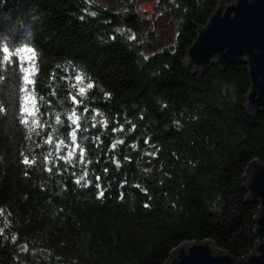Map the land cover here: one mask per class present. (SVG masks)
Instances as JSON below:
<instances>
[{
  "label": "trees",
  "instance_id": "16d2710c",
  "mask_svg": "<svg viewBox=\"0 0 264 264\" xmlns=\"http://www.w3.org/2000/svg\"><path fill=\"white\" fill-rule=\"evenodd\" d=\"M218 1L0 0V264L255 249L259 205L241 185L264 164V113L245 112L247 66H183Z\"/></svg>",
  "mask_w": 264,
  "mask_h": 264
},
{
  "label": "water",
  "instance_id": "95a60500",
  "mask_svg": "<svg viewBox=\"0 0 264 264\" xmlns=\"http://www.w3.org/2000/svg\"><path fill=\"white\" fill-rule=\"evenodd\" d=\"M196 36L183 62L190 74L205 75L212 68L226 71L247 66L249 89L244 109L255 118L264 113V0H219L204 29ZM247 201L259 205L253 220L258 243L242 259H235L211 241L185 242L175 248L164 264H264V164L254 160L247 167L244 183Z\"/></svg>",
  "mask_w": 264,
  "mask_h": 264
},
{
  "label": "snow or ice",
  "instance_id": "6c2138e0",
  "mask_svg": "<svg viewBox=\"0 0 264 264\" xmlns=\"http://www.w3.org/2000/svg\"><path fill=\"white\" fill-rule=\"evenodd\" d=\"M4 51L7 52L8 49L5 48ZM28 51L31 52L32 49L29 48ZM4 59L7 60L8 57L5 56ZM25 80H27V76H25ZM88 87L90 88V87H92V85L89 84ZM80 93H81V94L84 93V88H80ZM73 101L75 102V98H74V97H73ZM23 111L26 112V113H28L29 115H33V113L30 111V109H29L28 107H24V108H23ZM86 111H87V110H86ZM68 119L71 120V122H72L73 125H76V128H74L73 131L71 132L72 143H73V145H76L77 131H78L79 128H80V125H79V123H78V121L80 120V117L77 116L75 109L72 111V114L68 117ZM26 122H27V121L25 120V123H26ZM57 122L59 123V117H57ZM33 124H34V125L36 124V121H35V120H33ZM48 142H49V143L51 142V136L49 137V141H48ZM63 145H64V141L61 140L60 143L57 145V151H59L60 148H61ZM76 147H78V145H76ZM76 147H73V148L69 151L68 156H67V157H64V159H68V160H70L71 157L75 154ZM113 147H115V145H113ZM80 152H81V159H83V149H82V148L80 149ZM24 162H25V163H29V161H28L27 159H25ZM83 178H84V177H81L80 179H83ZM77 183H79V180L77 181ZM101 195H103V193H101Z\"/></svg>",
  "mask_w": 264,
  "mask_h": 264
},
{
  "label": "rangeland",
  "instance_id": "374dc122",
  "mask_svg": "<svg viewBox=\"0 0 264 264\" xmlns=\"http://www.w3.org/2000/svg\"><path fill=\"white\" fill-rule=\"evenodd\" d=\"M154 5H155V2L152 1V2H148L147 4L143 5L142 8L143 10L147 12V14L152 15L154 13V10H153Z\"/></svg>",
  "mask_w": 264,
  "mask_h": 264
}]
</instances>
